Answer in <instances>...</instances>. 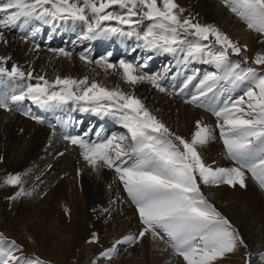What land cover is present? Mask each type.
Returning <instances> with one entry per match:
<instances>
[{"label": "snow or ice", "instance_id": "1", "mask_svg": "<svg viewBox=\"0 0 264 264\" xmlns=\"http://www.w3.org/2000/svg\"><path fill=\"white\" fill-rule=\"evenodd\" d=\"M223 3L264 43V0ZM185 11L176 0H0V41L4 43L7 40L3 30H30L35 37L41 31L37 23L71 22L73 26H83L87 39H134L133 52L143 49L170 54L177 66L200 62L214 67L202 76L199 70L187 76L178 94L187 97L185 103L212 112L217 123L213 127L196 120L194 131L185 136L160 120L141 98L119 85L109 88L88 76L77 79L57 75L49 80L46 75H34V69L25 71L18 64L9 67L11 57L0 55V109H15L45 123L43 116L27 106L30 102L45 111L94 113L126 130L105 135L92 126L82 134L70 135L64 126L63 139L79 147L88 166L97 172L108 169L114 173L135 206L138 219L135 232L116 238L96 255L92 264H111L120 249L137 246L145 239L156 246L162 244V251L179 258V264H220L240 248L245 249L244 264H253L252 253L239 230L203 188H246L250 174L264 189V51L252 58V64L259 68L249 64L247 56L233 59L248 45H241L215 25L200 23L191 14L184 16ZM52 51L71 56L63 48ZM111 55L94 63L106 71L117 70L133 87L147 81L160 92L168 91L163 83L165 77L141 73L136 64L125 60L118 65L111 63ZM80 58L93 63L88 55L81 54ZM152 58L149 55L141 67H146ZM216 128L231 166L208 163L200 150L216 139ZM24 175L10 173L4 177L3 186L17 188L9 200L35 194V188L25 189ZM93 211L103 216L110 215L112 209ZM65 213L70 219L71 209L65 208ZM99 241V235L93 233L88 242ZM259 259L264 264V252L259 253ZM0 264L51 262L26 253L24 245L0 232Z\"/></svg>", "mask_w": 264, "mask_h": 264}, {"label": "bare ground", "instance_id": "2", "mask_svg": "<svg viewBox=\"0 0 264 264\" xmlns=\"http://www.w3.org/2000/svg\"><path fill=\"white\" fill-rule=\"evenodd\" d=\"M178 3L186 5V7L190 4V9L192 8L193 10L192 16L194 15L195 18L201 21L216 19L220 21L221 17L225 14L224 8L218 7L219 5L217 6L214 0H178ZM228 17L226 16L227 19ZM228 22H232L235 25L236 34L240 33L239 30L244 29L240 23L233 21L231 18ZM36 26L40 27L41 31L35 37L31 36V31L19 28L3 30L7 43L0 41V55L11 57V60L8 62L9 67L12 64H18L25 71L34 69V75H46L49 80H53L57 75L61 77L71 76L77 79L88 76L90 80H97L109 88L119 85L125 91H131L141 98L149 110L160 120L177 133L185 136L193 132L196 120H203L208 124L211 122L212 118L200 111V109L180 101L182 100L181 98L186 100L187 97L178 94L186 77L196 72V69H194L196 66L197 68L200 66L198 70L200 75H203L204 70L202 69L210 65L192 62L188 65L181 64L177 66L176 59L170 54H165L167 57L164 58L159 57L162 54L151 53L153 58L147 60L145 71L151 75V71L159 68V75L165 77L163 83L170 87L167 89L171 93L173 92V95L169 92H160L147 81L139 83L136 85V88H133V86L123 82L120 77L117 79V76H121L117 70L110 69L106 71L103 67L92 63L91 69L97 75V78H95L90 70L86 72V65L81 63L84 60L81 59V62H79V59V61L76 60V55L80 58L81 54H85L92 60L93 57L95 58V56L107 48L105 41H109L110 39L122 40L124 44L134 43L136 45L134 39H121L115 36L111 38H86L88 42L83 44V46L81 45L82 47L79 46L80 48L76 50L77 52H72L71 56H63L58 52H53L52 49H58L54 47L56 46L54 38L60 34L59 32L64 29V26L60 24L56 25L58 33L54 35L52 33L49 34L50 38L46 41H51L50 43L54 46L48 47H41L39 39L41 35L44 39L47 33L45 32L47 24L41 25L37 23ZM80 28L81 31H84L82 25H80ZM241 32L249 36L243 30ZM17 33H19V37H17ZM60 41H64L63 36H60ZM67 42H69V39ZM36 45H39V48ZM94 45H98V49L94 55H91L90 51H92ZM104 47L106 48L104 49ZM143 51V49H137L134 52L140 59L139 63L142 62V65L145 64L143 61L146 60L143 58ZM116 55L117 52L109 57L111 63H115ZM170 57L173 58V62L175 61L173 64ZM137 66L139 68V65ZM169 68L170 71H167ZM188 70L191 71L187 73ZM32 82L35 83V81ZM159 93L166 99L162 100ZM27 106L31 108L34 114L43 110L37 107L33 110V105ZM47 114L58 117L61 120L60 125L63 129L67 125V131L70 135H77L75 127L80 125L76 122L77 117H80V121L85 118L82 123L85 125L90 117L95 115L94 113H85L78 110L47 111ZM103 119L105 121L109 120L111 124L116 123L110 118ZM41 125V123L31 119L30 116H25L15 109L11 112L0 109V157L3 158L0 160V168L5 166L9 172L26 173L24 178L29 177L31 180L33 178L32 183L38 185L39 188H42L44 183L39 178L35 180V172H38L41 177H47L56 182V185L49 188L46 196V198L48 197L47 207L41 206V202L46 198L41 199L37 203H34L35 199L32 197L29 198L28 202L33 207L30 209H27V207H30L29 205L27 207L23 205L24 201L21 199L20 204L15 208V221H21L27 210L30 213L31 227L37 228V232L35 233L37 238L49 245L48 247H50V244L54 240L59 241L63 245L71 243L80 244L84 236V242H88L92 234L97 233L100 237L99 243L88 242L87 246L85 245L84 250L79 254L78 264H83L86 258L94 260L96 255L102 249L110 246L116 238L137 230L138 219L135 206L127 199L122 185L115 178L111 170L102 169L99 172L94 171L83 161L80 155L81 150L78 149V146H73L67 141L64 142L67 145L61 141L52 142L51 138L48 137L50 133L43 129ZM42 126L48 128L46 125ZM220 147V141L216 138L200 150L207 162L211 163V161L221 158L220 162H224L226 159L222 156L223 152H221ZM60 153H63V155H60ZM53 154L57 156V160L51 165L45 164ZM32 183H29L30 186L28 188L26 187L27 191L30 188L32 189ZM105 185L109 186L110 190L107 195ZM8 190L12 192V186H8V189H5L2 182H0V195ZM203 190L212 202L218 205V208L228 215L233 222L241 223L244 227H250L252 234L247 240L248 251L252 253V256L259 255L264 250V235L257 237V234L261 233L262 222H264V196L258 192V189L247 183V187L242 188L241 192L238 190L226 191L225 187H219L216 193H212L208 189V186H204ZM15 191L16 188L14 187ZM111 199L112 204L110 205ZM1 201L3 199H0ZM223 201L224 203H221ZM62 203H66L68 206H62ZM90 204H93V207L96 209L101 207L111 208V214L101 216L98 215V212H90ZM60 206L64 210L65 208H70L73 218L69 219L64 211H59L61 209ZM57 212L59 213L56 215ZM94 213V217H89V214ZM63 232H65L64 235H62ZM259 242L263 245L261 250H254L253 247ZM159 246H161V249L157 248L149 239H145L139 245L134 246L139 247L137 253L134 254L136 256L135 264H164V262H168L170 260L169 253L162 251L164 247L162 244ZM41 248H38V250L45 253L44 249ZM71 248L73 249V247ZM133 251L134 249L131 253ZM71 256L72 254L68 257L71 258ZM68 257L65 264H69ZM131 261V257L125 258L123 256L122 258H118L114 264H129ZM175 262L173 260L171 264H179V261ZM101 264H104V262L102 261Z\"/></svg>", "mask_w": 264, "mask_h": 264}, {"label": "rangeland", "instance_id": "3", "mask_svg": "<svg viewBox=\"0 0 264 264\" xmlns=\"http://www.w3.org/2000/svg\"><path fill=\"white\" fill-rule=\"evenodd\" d=\"M214 1H215V3H216L217 6L219 5L218 7L221 6L225 10L224 11L225 14L221 17L220 21H218V19L211 20V21H201V20H199L197 18H196V20H198L200 23H203V24H212V25H215L218 28H220L223 32L227 33L233 40L238 41L241 45L247 44L248 45L247 50L246 51H243L242 54L239 55V56L234 55L233 56V59H242L243 56H247V57H249L248 63L251 64L253 67L259 68L260 66L255 65V64H252V58L254 57V55L258 51H264V43H260L259 42L260 35L258 33H256V32H254V31H252V30H249L247 28L246 23L243 22L234 13H232L230 11V8L227 7L223 3V0H214ZM176 2L178 3V0H176ZM178 4L182 8H184L186 10L184 12V14H183L184 16H188L189 14L192 15V11L193 10H192V8L190 9V4H188L187 7H186V5H182L180 3H178ZM226 16H229L228 19L226 18ZM230 18L233 21H237L238 23H240V25L244 28L242 30L244 32H246L247 34H249V36L246 35V34H243L241 32L242 30H239L240 33H237L236 34V31L234 29L235 25L232 22H228ZM47 33H48L47 34V37H48L50 32H47ZM250 36H252V37H250ZM50 42L51 41H48V44L50 46H54ZM58 46H60V45L58 44ZM61 48H62V44H61ZM105 48L106 47H104V49ZM149 55H151V53H149V52H147L145 50L143 51V56H144L143 58L146 59ZM165 56H166L165 54H162L159 57H165ZM98 58L99 57H97V56H95V58L93 57V59H92L93 60V63ZM170 58H172V57H170ZM173 58H172V62H171L172 64L175 62V61L173 62ZM76 60L79 61V62H81V58H78V55H76ZM155 60H156V58H155ZM145 61H143V62H145ZM81 63H84L86 65V72H89V70H90L93 73V70L91 69V64L92 63H87L86 61H82ZM139 65H142V64H139ZM148 66H149V64H148ZM199 68H200V66L198 68L195 67L196 70H198ZM202 70H204V72H206V71H213L214 70V67L210 65V66L204 67ZM189 71H191V70H188L187 73H189ZM157 72H158V70H154L153 72L151 71L150 74L151 75H154V74H157ZM146 74H148V72H146ZM93 75H94L95 78H97V75L96 74L93 73ZM119 77L122 79V76H117V79H119ZM123 82H125V81L123 80ZM164 86L166 88H170V87L166 86L165 84H164ZM136 87L137 86L135 85L133 88H136ZM167 92H169L171 95H173V92L171 93L169 91V89H168ZM159 94H160V97H161L162 100H165L166 99V98L164 99L162 97V94L161 93H159ZM181 99L182 100H180V101H182L183 103H185V99H183V98H181ZM189 105H191V104H189ZM191 106H194V105H191ZM194 107L200 109V111H202L203 113H205L208 116H210L213 121L211 120V122H209V125H213V127H215L217 121H216V117L213 115L212 112H210L209 110H207L205 108H199V107H196V106H194ZM42 125L48 126L46 123H42ZM42 125H41V127L43 129H45L47 132H49V129L46 128L45 126H42ZM193 131H194V126H193ZM216 138L218 139V141H220V146H221L220 149H221V152H223L222 153V156L225 157L226 161L224 160V162H220V160H222V158L221 159H215L213 161H216L220 166H231V162L227 159V157L224 154V147H223L222 139H220V137H219V129L218 128H216ZM78 149H79V147H78ZM56 160H57V156L55 154H53V155L50 156V158L47 160V162L45 164L51 165ZM208 163H210V162H208ZM10 173H18V172H16V171L15 172H9L8 169L5 166H3L2 168H0V182H2L3 179H4V177L7 174H10ZM27 178H29V177H26V179L24 178V180H25V184H24L25 189H26V187L28 188L30 186L29 183L31 184L32 183V180H33V178H32V180H31V178H29V179H27ZM37 178L41 179V182L44 183V186L42 188H39L38 185H34V183H32V186H33L32 189L33 188L36 189V192H35V194L33 196L21 197L19 200H15V201L9 200L8 197H10L12 195V193L14 192V187H12V189H13L12 192L8 190L7 192H4L2 195H0V197H1L0 199H3V201L0 202V232L4 233L9 238L16 239L20 244L24 245V248H25V252L26 253L38 255L41 258H43V259H45L47 261H50L51 264H65L66 258L68 256H70L71 254H72L71 258L68 257V259H67L69 261V264H78L79 254H80V252H82L84 250L85 245L87 246V244H88L87 241L84 242L85 236H84V239L81 240L80 244L71 243L69 245H63L59 241L54 240L50 244V247H48L49 245H47L45 242H41L37 238V236L35 234L37 232V228L31 227V225H30L31 224V218L29 216L30 213L27 210L25 212L24 218L21 221H15V216H16L15 208L20 204L21 199H23V201H24L23 202V205L25 207H27V205L30 206V204L28 202V199L29 198L32 197L33 199H35L34 200V203H37L41 199L46 198V196H47V194L49 192V188L50 187H53L54 185H56V182H53L52 179L47 178V177H41V175L38 172H35V180H37ZM33 182H35V181H33ZM247 183L250 184V185H253L255 188H257L258 189V192L264 196V189H261L259 187L258 182L255 179H253L250 174L247 177ZM105 186H106L105 187V190H106L105 192H106V195H107L110 192V190H109V186H107V185H105ZM3 187L5 189H8V186H3ZM219 187H222V188L225 187L226 191L238 190V191L241 192V189H242L239 186L233 188V187L228 186V185L208 186V189L210 191H212V193H216L217 192V189ZM32 189L30 188V189H28V191H31ZM16 190H17V188H16ZM45 193H46V195H45ZM47 199H48V197L45 200H43V202H41V206L47 207V205H48ZM109 203H110V205L112 204V199H111V201ZM221 203H224V201L221 202ZM61 205L62 206H68L66 203H62ZM90 205H91V207H90V210L89 211L90 212H93L92 209H96V208L93 207V204H90ZM221 205H224V204H221ZM216 206L218 207V205H216ZM30 208H33V207H31V206L30 207H27V209H30ZM60 208L61 209L59 211L62 210V211L65 212V210L63 209V207L60 206ZM135 212H136V210H135ZM58 213L59 212H57L56 215ZM72 215H73V213L71 212V218H73ZM224 215L227 216L229 218V220L232 222V224L239 230V233L242 235V237L244 238L245 242L247 243L248 238L252 234L250 227L249 226L244 227L241 223H235V222H233V220L228 215H226V214H224ZM94 216H95V213L94 214H89V217H94ZM262 226L263 227H262L261 233L260 234H257V237H259L260 235H264V222H262ZM112 231H114V230H112ZM64 233L65 232H63L62 235H64ZM112 233H114V232H112ZM29 237H31V239H29ZM262 246H263L262 243L259 242V243L255 244V246L253 248H254V250L255 249L256 250H261ZM41 247L44 249V252L45 253H43V252H41V251L38 250V248H41ZM71 247H73V249ZM156 247L159 248V249H161V246H156ZM138 248L139 247H134L133 246V247H127L126 250L125 249H120L119 253L111 261V264H114V262L118 258H122L123 256L125 258H130L131 257L132 261L129 264H135L136 263V256L134 254L137 253ZM49 249H51V250H49ZM133 249H134V251L132 252L133 253V255H132L131 251ZM63 250H65V251H63ZM262 252H264V250H262ZM125 253H127V254H125ZM244 253H245V249L244 248H240L235 254H231V255H228L227 257L223 258L220 261V264H244V258H243L244 257ZM66 254H67V256H66ZM123 254H125V255H123ZM173 260H174V262L175 261H179V258L170 257V261L173 262ZM252 260H253V264H261L260 259H259V255L252 256ZM92 262H93L92 258H86L83 261V264H92ZM168 262H164V264H168Z\"/></svg>", "mask_w": 264, "mask_h": 264}]
</instances>
